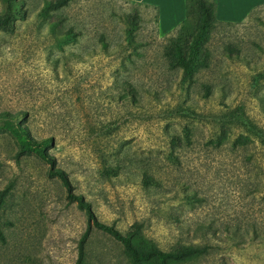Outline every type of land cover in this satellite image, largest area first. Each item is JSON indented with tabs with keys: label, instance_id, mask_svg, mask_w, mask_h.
Listing matches in <instances>:
<instances>
[{
	"label": "rangeland",
	"instance_id": "1",
	"mask_svg": "<svg viewBox=\"0 0 264 264\" xmlns=\"http://www.w3.org/2000/svg\"><path fill=\"white\" fill-rule=\"evenodd\" d=\"M154 13L122 0H0V264H74L86 219L55 169L96 221L138 226L164 252L205 247L169 264H264L251 234L264 231V7L187 40L198 49L185 81L167 68L172 32L158 36ZM16 125L50 139L48 163L18 153ZM185 133L167 157L168 136ZM84 263L143 264L94 229Z\"/></svg>",
	"mask_w": 264,
	"mask_h": 264
},
{
	"label": "trees",
	"instance_id": "2",
	"mask_svg": "<svg viewBox=\"0 0 264 264\" xmlns=\"http://www.w3.org/2000/svg\"><path fill=\"white\" fill-rule=\"evenodd\" d=\"M125 2L131 3L128 1ZM215 5L216 0H184V19L167 37V43L163 49V56L166 60L167 68L171 71L181 68L183 71V81L188 80L187 77H189L192 72V67L196 63V50L198 49L196 44H188L187 40H197L204 30L209 32L217 27H234L243 24V22L229 23L216 21L214 18ZM263 7L264 4L252 9L245 21H249L255 13ZM152 9L155 12L153 22L156 24V8ZM5 25L6 21L0 19V27ZM224 57L231 59L229 54L224 55ZM237 58H239L238 54ZM10 132L17 143L19 154L32 152L47 163L49 162L44 152L47 145L50 144V139L34 141L20 125L11 128ZM168 137L171 151L166 154L167 157H173L174 154L172 153V150H174V148L180 149L185 147L190 141L189 133H185L183 135V141L179 142L174 135ZM255 138L258 140V143H260V146H264V131L260 132L259 135H256ZM107 171L110 173L114 170L107 169ZM48 173L58 178L62 186L67 190L68 197L74 200L77 207L85 214L86 226L76 244V258L74 264H85V245L92 229L108 235L115 242L119 243L123 252L134 263L140 262L147 264V262L153 260L157 264H169L174 261L186 260L192 256L205 252V247H182L179 251L164 252L154 247L152 243L144 237L138 226L131 227L128 233L122 234L114 227L96 221L92 216L89 204L84 202L81 196L71 194L66 176L58 169L50 170ZM150 181L154 182L152 177H149L146 174L142 175L141 183L143 185H148ZM251 234L260 239H264V231H261L258 228L256 229V227L251 228Z\"/></svg>",
	"mask_w": 264,
	"mask_h": 264
},
{
	"label": "crops",
	"instance_id": "3",
	"mask_svg": "<svg viewBox=\"0 0 264 264\" xmlns=\"http://www.w3.org/2000/svg\"><path fill=\"white\" fill-rule=\"evenodd\" d=\"M138 4L145 8H156L158 36L166 35L176 29L184 19V0H122ZM232 13L226 12L225 0H216L214 18L218 22L240 23L243 22L250 11L264 4V0H243ZM234 6V7H235Z\"/></svg>",
	"mask_w": 264,
	"mask_h": 264
}]
</instances>
